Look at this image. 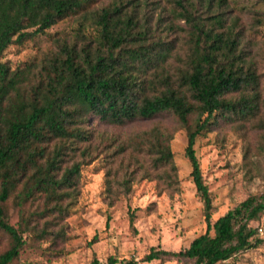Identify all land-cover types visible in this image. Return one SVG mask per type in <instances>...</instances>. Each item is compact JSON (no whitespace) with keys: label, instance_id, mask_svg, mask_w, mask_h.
Masks as SVG:
<instances>
[{"label":"trees","instance_id":"1","mask_svg":"<svg viewBox=\"0 0 264 264\" xmlns=\"http://www.w3.org/2000/svg\"><path fill=\"white\" fill-rule=\"evenodd\" d=\"M101 1L0 0V229L12 240L0 264H11L25 244L4 217L12 193L20 188L19 204L38 193L62 219L68 212L64 201L76 195L82 163L92 156L91 120L120 127L162 113L173 114L186 132L184 154L203 203L206 232L178 253L152 249L144 261L173 257L221 264L258 249L263 240L251 224L264 215V194L249 196L211 223V197L194 149L220 119L252 117L261 108L258 75L248 62L238 19L228 18L226 0H168L167 17L155 9L148 14L146 0L99 7ZM68 19L79 21L78 32L92 27L96 36H79L80 44L57 41L56 52L15 68L2 62L10 46L22 47ZM176 21L187 28L183 56L173 54L174 40L162 35L181 29ZM253 22L264 24L261 17ZM172 57L180 63L174 71ZM243 90L250 93L226 98ZM258 123L264 133V120ZM155 142V167L175 170L169 146L160 136ZM90 264L101 263L93 258ZM106 264L139 263L109 257Z\"/></svg>","mask_w":264,"mask_h":264},{"label":"rangeland","instance_id":"2","mask_svg":"<svg viewBox=\"0 0 264 264\" xmlns=\"http://www.w3.org/2000/svg\"><path fill=\"white\" fill-rule=\"evenodd\" d=\"M130 1L102 0L98 6L115 2L126 5ZM146 3L148 14L155 9L168 16V0ZM263 3L264 0H226L228 18L238 19L248 62L258 75L261 108L252 117L240 114L220 119L196 141L194 149L211 197V223L249 196L264 194V133L258 123L264 120V24L253 22L258 17L264 20ZM176 26L182 30L162 35L168 41L174 40L173 54L183 56L188 47L187 28L179 21ZM79 28L78 20H64L22 47L10 46L2 62L15 68L56 52L57 41L80 44L83 38L79 36H96L92 27L85 26L81 33ZM168 64L172 71L180 65L176 57ZM249 93L243 90L226 98L238 100ZM194 119L191 117L190 123ZM89 125L93 132L92 156L82 163L74 199L64 201L66 216L61 219L52 211L53 203L38 193L19 204L20 188L6 201L5 220L19 230L25 242L11 264H90L93 258L106 264L109 257L133 259L139 264H193L173 257L144 261L152 249L178 253L206 232L203 203L184 154L186 132L177 118L162 113L120 127L97 120H91ZM156 136L169 146L175 170L155 167ZM72 158L66 157V164ZM80 160L83 159L77 156L76 161ZM251 226L258 229L263 244L221 264H264V215ZM60 231L63 237H59ZM11 245L10 236L0 229V254Z\"/></svg>","mask_w":264,"mask_h":264},{"label":"built area","instance_id":"3","mask_svg":"<svg viewBox=\"0 0 264 264\" xmlns=\"http://www.w3.org/2000/svg\"><path fill=\"white\" fill-rule=\"evenodd\" d=\"M259 232H261V229H259Z\"/></svg>","mask_w":264,"mask_h":264}]
</instances>
